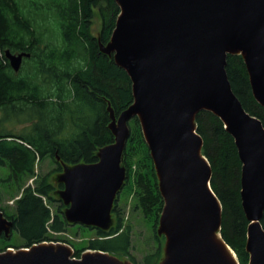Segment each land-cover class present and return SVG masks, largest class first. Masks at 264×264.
<instances>
[{
	"label": "water",
	"instance_id": "1",
	"mask_svg": "<svg viewBox=\"0 0 264 264\" xmlns=\"http://www.w3.org/2000/svg\"><path fill=\"white\" fill-rule=\"evenodd\" d=\"M114 1L119 14L107 45L100 44V49L128 74L133 101L116 117V124L108 107L114 141L99 148L97 162L74 164L88 168L85 180L96 185L87 204L94 209L109 200L119 179V155L129 136L127 122L136 116L164 201L161 232L169 255L163 264H221L203 242L211 230L218 228L220 234L222 213L210 186L211 167L202 153L203 140L195 123L200 110L209 111L233 137L241 161V204L249 221L245 243L248 264H264V229L260 224L264 127L243 108L225 71L227 55H241L253 95L264 107V0ZM29 55L5 50L15 72ZM141 111L147 114L146 129ZM188 119L194 132L186 126ZM200 152L208 166L197 157ZM78 207L75 216L81 221L84 207ZM3 231L5 235L12 231V221L0 211V236ZM31 247V253L7 249L0 253V264H96L79 258L103 253L116 258L97 249H87L76 258L70 247L52 241L17 250Z\"/></svg>",
	"mask_w": 264,
	"mask_h": 264
},
{
	"label": "trees",
	"instance_id": "2",
	"mask_svg": "<svg viewBox=\"0 0 264 264\" xmlns=\"http://www.w3.org/2000/svg\"><path fill=\"white\" fill-rule=\"evenodd\" d=\"M118 14L114 0H0V170H8L0 180L13 183L19 192L10 212L1 206L0 197V211L12 221V231L22 240L20 247L54 240V234L67 228L62 204L53 210L50 172L40 175L36 166L49 160L55 165L51 172H57L62 163L97 162V150L114 141L108 107L118 116L133 101L128 74L100 49L109 41ZM95 19L100 22L99 37L92 33ZM6 49L30 54L16 72L5 57ZM225 71L243 108L264 127V107L253 95L242 56L228 54ZM12 117L25 122L18 132L5 128L4 122ZM131 121L122 164L136 206L157 223L164 201L139 121L136 116ZM195 123L211 167L210 186L221 203L220 234L240 264H246L249 221L241 204L237 147L211 112L200 110ZM122 221L118 217L109 232L98 230V238L91 239L88 247L129 256L131 225ZM260 224L264 229V210ZM5 240L2 235L0 249L13 247ZM153 241L156 247H150L139 262L129 258L135 264H157L156 234ZM79 255L75 250L74 256Z\"/></svg>",
	"mask_w": 264,
	"mask_h": 264
},
{
	"label": "rangeland",
	"instance_id": "3",
	"mask_svg": "<svg viewBox=\"0 0 264 264\" xmlns=\"http://www.w3.org/2000/svg\"><path fill=\"white\" fill-rule=\"evenodd\" d=\"M99 29L100 22L98 19H95L92 26V33L97 37H99ZM105 49L110 51L109 46H107ZM116 117L117 116L113 118L115 124L118 120ZM131 120L132 118L127 122L129 134L131 132ZM4 123L5 128L17 132L20 131L25 125V122H23L22 119L20 120L18 117H12L10 120L5 121ZM109 124H111V120ZM98 152L99 149L97 150V153ZM119 163V179L109 197V200L103 204L104 206L100 205L94 207V209H91L87 204L89 202L87 199L88 196L91 197V195H95L94 190L96 187L94 182L90 183L89 181L85 180L87 178L86 174H88V168L84 170L80 169V166L75 167L74 164L64 165V163H62L60 171L51 172L52 168H55V165L49 160H44L36 166V172L40 175H45L46 173L50 172L48 181L54 187L51 196L56 200L55 204H52L53 210L55 206L62 204L61 213L63 219L67 223L66 231L60 234H54V240L51 241L65 244L66 246L70 247L74 253L75 250H79L81 254L83 251L90 249L88 245L91 239L98 238V230L109 232L111 229L116 227L118 217H120L123 219V224L131 225L130 249L128 251L129 256L134 257L136 262H139L141 258L147 253V251L150 250V247H156L157 243L153 241V236L156 234L160 245V256L157 264H163L169 255V252L165 234L161 232L162 214L160 212L157 223L152 222V219L149 221L143 216L140 209L136 206L132 187L130 183H128L127 171L125 166L122 164V153L119 155ZM7 172V169L0 170V178H3ZM32 180L33 178H30L26 180V183L29 184L32 182ZM18 196L19 192L16 188V185L11 182H3L0 180V197L2 199L1 206L4 207L8 212L12 211L14 199H16ZM78 205L84 207L82 213L84 216L81 221L76 220L80 219V217L75 216L77 213H79L80 208ZM1 212L3 213V211ZM3 215L5 216L4 213ZM5 217L7 218V216ZM2 235L6 239L5 242L13 245V247L9 246L4 249H0V253L5 252L9 248H12L13 250H17V247L20 248L22 240L19 238L16 231H11L8 233V235H5L3 231L1 236ZM2 244L3 243L0 242V246ZM109 254L118 258L121 264H135L128 255L113 252H109ZM248 261L246 264H248Z\"/></svg>",
	"mask_w": 264,
	"mask_h": 264
},
{
	"label": "bare ground",
	"instance_id": "4",
	"mask_svg": "<svg viewBox=\"0 0 264 264\" xmlns=\"http://www.w3.org/2000/svg\"><path fill=\"white\" fill-rule=\"evenodd\" d=\"M140 117L144 123L145 129L148 125V120H147V114L144 111L139 112ZM186 126L189 128V130H191L192 132H194V128H193V124L191 123V120L188 119L186 121ZM197 157L205 164V166H208L207 161L205 159V157L200 153L197 154ZM209 193L211 194V196L213 197V199L215 200L217 207L218 206V202L216 201V197L213 194V192L208 189ZM203 242L208 246V248L212 251L213 255L215 256V258L221 263V264H240V262L238 261L234 251L231 249V247L223 240L222 236L219 234L218 228L211 230L210 232H208L204 238H203ZM38 246V245H36ZM42 246H49V245H45L42 244ZM51 246V245H50ZM49 246V247H50ZM32 247L31 248H22L19 250H13L12 248H9L10 252H14V253H31L32 252ZM40 250H47L45 248H40ZM99 257V258H98ZM96 257L95 255H84L83 259L79 258L80 261L88 259V262L90 263H96V264H120L118 259L116 258H112L107 256L106 254H101V256Z\"/></svg>",
	"mask_w": 264,
	"mask_h": 264
}]
</instances>
